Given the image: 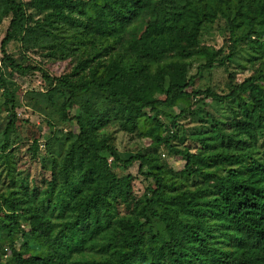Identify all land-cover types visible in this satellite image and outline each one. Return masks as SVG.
Listing matches in <instances>:
<instances>
[{
	"label": "trees",
	"instance_id": "obj_1",
	"mask_svg": "<svg viewBox=\"0 0 264 264\" xmlns=\"http://www.w3.org/2000/svg\"><path fill=\"white\" fill-rule=\"evenodd\" d=\"M5 19L0 264H264V0H0ZM222 25L227 49L201 43ZM240 43L262 68L228 74L225 91L194 86ZM44 61L69 69L52 74ZM32 72L44 87L22 93L14 76ZM17 94L47 111L57 145L44 141L40 157L33 133L39 178L18 157ZM206 98L214 109L197 105ZM186 112L199 123L193 145L179 140ZM116 132L148 145L123 157ZM160 147L182 168L165 167Z\"/></svg>",
	"mask_w": 264,
	"mask_h": 264
},
{
	"label": "rangeland",
	"instance_id": "obj_2",
	"mask_svg": "<svg viewBox=\"0 0 264 264\" xmlns=\"http://www.w3.org/2000/svg\"><path fill=\"white\" fill-rule=\"evenodd\" d=\"M7 26V20H3L0 22V40L2 39L5 29ZM227 31L225 30V26L222 25L220 27L213 26L208 31H205L203 34V39L201 43L213 47V48H219L223 47L224 49H227ZM19 49V44L15 41L9 42L6 50L9 53H15ZM249 51L247 47L243 44H239L233 54V58L231 60H228L225 65H219L214 64L211 68H202L201 73L198 76V78L194 82L195 87L205 88L206 86H215L217 91H225V83L227 79L228 74H233L236 81L242 80L244 77L256 72L258 69L262 68V65H258L256 63H249ZM31 61L39 62L40 57L37 53H30L29 55ZM193 68L191 69V74L195 72V67L198 63H200L199 60L193 62ZM42 66L45 67V69L52 74H60L64 71H67L69 69V65L66 61H55V62H48L45 63V61L42 63ZM14 83L16 86H18L22 93L25 90H41L44 85L43 81L39 75L38 72H32L25 75H15L14 76ZM16 100L18 101L19 107L17 108V114L19 115L20 119L27 121L24 123L21 134L24 139L19 142V148L18 150L13 148V151H18V157L23 160H28L29 152L27 151V147L29 143L31 142V138L33 133H35V136L39 138L40 143V157H47L48 152L44 150L43 148V142L48 140L51 141V134L49 133V128L47 125L42 121V118L48 117L46 115L47 111L45 113L37 108L29 107L26 102L28 98L25 95L17 94ZM198 106L203 108L211 109L214 107V102L208 98L202 100L201 102L197 103ZM214 109V108H213ZM179 110L178 107H174L173 111L174 113H177ZM73 112V111H72ZM0 115L1 117L5 116V111L3 107V96H1L0 91ZM49 116H52V114H49ZM53 117V116H52ZM56 123V121H54ZM177 123L180 124V127L183 130L182 136L179 140H182L183 145L191 144L193 145L194 142L189 139L188 133L193 129L194 127H198L199 123L197 119L193 117L190 113L186 112L183 116L179 117L177 119ZM180 129V128H179ZM51 149L55 151V153L58 152L57 145L54 141H51ZM115 143L117 146V149L123 157H126L128 155H132L134 150L139 148L140 146H146L148 145L147 140H134L129 138V136H125L121 134L120 132H116L115 134ZM261 143V142H260ZM159 157L161 163L167 167L171 168L175 171L182 168L184 164V160L180 157L173 156L172 154L168 153V151L164 147H160L158 149ZM28 166H29V173L32 176H36L39 178L40 170H39V164L36 162H29L28 160ZM136 166L137 163L132 164L127 171L136 174ZM114 167V166H113ZM116 172H119L117 168H115ZM136 187L144 186V181L141 179V177H137L135 180ZM20 244V241H16V246L18 247ZM4 263V262H2Z\"/></svg>",
	"mask_w": 264,
	"mask_h": 264
}]
</instances>
